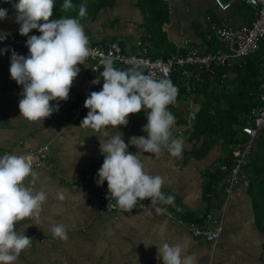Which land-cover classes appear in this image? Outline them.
I'll use <instances>...</instances> for the list:
<instances>
[{
  "label": "crops",
  "instance_id": "1",
  "mask_svg": "<svg viewBox=\"0 0 264 264\" xmlns=\"http://www.w3.org/2000/svg\"><path fill=\"white\" fill-rule=\"evenodd\" d=\"M5 1L0 0V8L7 9V17L0 20V36L13 34L27 39L19 34L16 9L6 7ZM246 8L251 9L252 16ZM78 12H53L52 17L80 19L92 43L118 41L125 54L137 53L136 44L143 41L153 58L185 54L192 47L201 53L217 50L223 46L211 32L212 23L238 28L255 20V11L242 2L223 12L213 0H105L101 6L89 5L82 19ZM152 19L154 25L148 23ZM40 34L34 29L28 35ZM185 41L190 44L186 46ZM4 49L9 51L0 53V156H27L38 148H45L49 154L47 167L32 169L34 175L24 181L27 187L45 191L47 200L38 215L15 224L19 234L33 239L15 264H163L158 248L165 243L180 245L184 255L195 257L194 264H264V226L260 225L264 136L252 141L247 180L235 186L231 194L224 179L212 189L208 186L211 171L229 152L216 145L207 157H197L185 124L171 128L172 136L183 141L181 155L173 157L166 148L154 155L138 152L130 144L131 137L147 135L142 130L147 121L140 112L128 117L126 126L99 131L80 126L83 118L72 122L68 113L59 110L44 120L25 119L19 110L22 86L11 78L9 69L11 50L27 56L28 48L0 45V50ZM78 67L71 95L83 92L90 82L91 65L86 62ZM186 103L183 110L190 114L196 111L192 102ZM119 131L127 151L138 152L146 172L163 177L161 192L174 196L173 204L149 205L130 213L104 209L97 180H87L86 176L95 175L97 164L104 160L99 138L105 132L117 135ZM58 192L63 193V200L57 199ZM208 214L223 230L214 242L196 238L192 229L193 225L205 227ZM60 222L68 225L67 240L51 234L53 225Z\"/></svg>",
  "mask_w": 264,
  "mask_h": 264
},
{
  "label": "clouds",
  "instance_id": "2",
  "mask_svg": "<svg viewBox=\"0 0 264 264\" xmlns=\"http://www.w3.org/2000/svg\"><path fill=\"white\" fill-rule=\"evenodd\" d=\"M54 5V0H18L13 5L19 34L28 37V55L11 50L9 71L11 78L22 86L19 110L29 121L44 120L58 111V103L50 102L68 100L70 88L80 72L78 65L85 64L91 52L80 19L63 16L50 19ZM74 7L71 0H64L61 5L64 11ZM86 13V5L81 4L79 18H84ZM6 17L7 9L0 8V20ZM34 29L41 34L29 36ZM6 51L9 50H0V53ZM103 64V72L92 81L99 84L102 78V89L86 98L84 107L89 111L80 126L96 131L109 126L119 129L128 124L130 114L148 109L147 124L142 129L147 135L131 137L130 144L138 152L155 155L166 148L171 156L179 157L183 141L172 136L175 117L168 111V105L175 102L178 93L171 80H157L153 74H144L137 68L117 69L110 58ZM99 140L104 160L96 182L103 185L107 181L108 198L115 199L121 210L130 213L146 198L151 202L158 199L166 204L174 203V196L161 192L163 177L146 172L138 152L127 151L128 145L120 131L117 135L105 132ZM31 175L34 172L30 158L8 153L0 156V264H15L21 252L32 245L33 239L15 230L17 222L38 215L47 200L45 191L25 186V179ZM57 199L63 200V193L58 192ZM67 232L68 225L63 222L51 228L53 237L61 240L68 239ZM158 257L163 264L195 262V257L184 255L178 244H163L158 248Z\"/></svg>",
  "mask_w": 264,
  "mask_h": 264
},
{
  "label": "built area",
  "instance_id": "3",
  "mask_svg": "<svg viewBox=\"0 0 264 264\" xmlns=\"http://www.w3.org/2000/svg\"><path fill=\"white\" fill-rule=\"evenodd\" d=\"M217 8L221 11H229L237 2H242L250 6L255 11V20L251 25L246 24L238 28H232L217 23L211 24V32L217 40L223 45V48L201 53L195 48H189L185 54H180L170 58H153L150 51L143 41H138L136 47L137 53L125 54L118 41H112L108 44H94L89 40L88 47L91 52L86 58V62L91 65L90 82L80 94H69L66 101L58 102V110L62 113H68L72 122L84 118L89 109L84 107V102L93 91H100L103 86V79L99 84H93L92 81L100 76L104 70L103 61L110 58L113 66L120 70L137 68L144 74H153L154 78L169 79L178 72L186 79L195 78L202 80V75L207 72L216 75V69L229 68L235 61L245 60L263 50L264 46V0H213ZM25 38L16 35L0 36V45L13 44L15 46L26 47ZM190 41H185L188 46ZM264 67V61H263ZM96 70V71H94ZM227 75L223 76L225 80ZM260 107L251 111L248 117V123L242 128V134L246 140L237 146L231 145L230 152L232 164H225L221 170L226 174L224 182L230 186L227 192L233 193V188L241 182L247 180L248 168L253 154L252 141L258 136H264V92L259 96ZM193 116V113L190 114ZM190 129V126L187 127ZM30 158L32 169L47 167L49 154L45 148H38L30 151L27 156ZM103 161L97 164L95 175L88 174L87 180L95 177L98 180L97 172ZM100 187V202L108 212H120L115 199L108 198L107 181ZM163 206L164 202L156 199L151 202L146 198L140 201L131 211L146 208L147 206ZM205 227L192 226L196 238L206 239L208 242H214L220 238L223 233L220 222L213 215L208 214L205 218Z\"/></svg>",
  "mask_w": 264,
  "mask_h": 264
},
{
  "label": "trees",
  "instance_id": "4",
  "mask_svg": "<svg viewBox=\"0 0 264 264\" xmlns=\"http://www.w3.org/2000/svg\"><path fill=\"white\" fill-rule=\"evenodd\" d=\"M5 2L6 7L14 8L13 5L18 3V0ZM63 2L64 0H54V13L64 12L61 9ZM71 3L75 7L70 10H79L81 4L86 7L93 4L101 6L105 0H71ZM2 5L4 6L3 3ZM149 22L152 25L156 23L154 19L148 20ZM263 61L264 46L261 52L245 60L235 61L229 68L216 69V75L204 72L200 81L195 78L186 80L178 72L169 78L178 89V93L175 102L168 105V111L174 115L175 124L190 126L188 133L194 145L195 155L205 158L216 145H223L229 152L228 156L212 170L213 173L211 172L212 177L208 186L212 189L218 187L226 176L221 167L232 164L230 146L240 145L246 140L242 134V128L247 125L251 111L260 107L259 96L264 92ZM225 74L227 78L224 80ZM185 102H192L198 106V109L192 112L193 116L183 110L182 105ZM147 112L148 109L140 111L146 121ZM131 116L132 114L129 115ZM261 172L264 173V161ZM262 195L261 202L264 205V194ZM260 225L264 226V210L260 215Z\"/></svg>",
  "mask_w": 264,
  "mask_h": 264
},
{
  "label": "rangeland",
  "instance_id": "5",
  "mask_svg": "<svg viewBox=\"0 0 264 264\" xmlns=\"http://www.w3.org/2000/svg\"><path fill=\"white\" fill-rule=\"evenodd\" d=\"M246 13L249 14V16H252L253 15V12L251 11V9L249 8H246L245 9ZM238 20L240 21V23H243V20H242V16H238ZM187 105L189 104V102L186 103ZM192 104V103H191ZM194 104V103H193ZM192 104V105H193ZM194 107L196 108V110L198 109V106L194 104ZM218 166V162L214 165L213 167V170ZM213 173V171H211Z\"/></svg>",
  "mask_w": 264,
  "mask_h": 264
}]
</instances>
